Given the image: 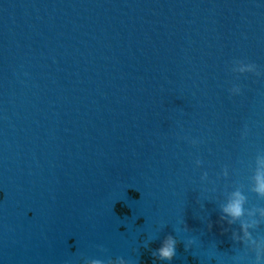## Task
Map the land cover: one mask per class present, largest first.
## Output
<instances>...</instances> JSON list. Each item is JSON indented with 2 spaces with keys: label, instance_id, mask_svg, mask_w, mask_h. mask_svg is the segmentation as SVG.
I'll return each mask as SVG.
<instances>
[{
  "label": "water",
  "instance_id": "1",
  "mask_svg": "<svg viewBox=\"0 0 264 264\" xmlns=\"http://www.w3.org/2000/svg\"><path fill=\"white\" fill-rule=\"evenodd\" d=\"M236 60L264 70V0H0V264H255L221 219L237 189L264 208Z\"/></svg>",
  "mask_w": 264,
  "mask_h": 264
},
{
  "label": "clouds",
  "instance_id": "2",
  "mask_svg": "<svg viewBox=\"0 0 264 264\" xmlns=\"http://www.w3.org/2000/svg\"><path fill=\"white\" fill-rule=\"evenodd\" d=\"M231 71L235 73L245 74L251 73L258 78H264V70L255 63H245L242 60H236L232 64ZM232 96H239L242 93V88L239 85H233L230 89ZM248 135V128L245 127L242 137L246 138ZM194 144L198 141L193 140ZM200 161L197 164L200 165ZM224 176L229 175L227 168L224 169ZM202 180H208V173L205 172L201 177ZM252 191L255 192L259 197L264 198V152L257 154L256 157V169L252 176ZM247 203L246 195L239 189L231 192L227 202L222 206V212L224 215L221 217L222 220H226L229 225L241 222V233H234V238L238 241L243 242L248 248L255 253V264H264V237L254 235V230L259 227L261 222H264V208L247 210L245 205ZM257 212L259 218H257ZM247 216V219L244 217ZM212 225L209 224V230ZM178 241L175 237L169 235L162 242L161 246L155 250L152 255L155 261H172L176 255V247ZM196 244L195 239H187L185 248L190 249ZM243 259V258H241ZM89 264H104L102 260H92ZM108 264H129V261L119 258L117 260H110Z\"/></svg>",
  "mask_w": 264,
  "mask_h": 264
}]
</instances>
